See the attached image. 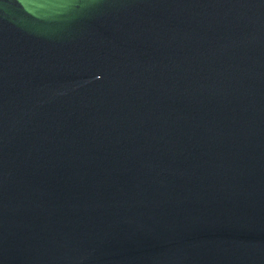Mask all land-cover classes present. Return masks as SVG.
<instances>
[{"label": "water", "instance_id": "1", "mask_svg": "<svg viewBox=\"0 0 264 264\" xmlns=\"http://www.w3.org/2000/svg\"><path fill=\"white\" fill-rule=\"evenodd\" d=\"M0 264H264V0H0Z\"/></svg>", "mask_w": 264, "mask_h": 264}]
</instances>
